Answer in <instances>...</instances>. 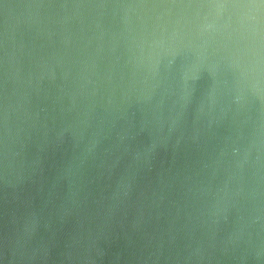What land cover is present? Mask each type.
Here are the masks:
<instances>
[{
  "label": "water",
  "instance_id": "water-1",
  "mask_svg": "<svg viewBox=\"0 0 264 264\" xmlns=\"http://www.w3.org/2000/svg\"><path fill=\"white\" fill-rule=\"evenodd\" d=\"M0 264H264V0H0Z\"/></svg>",
  "mask_w": 264,
  "mask_h": 264
}]
</instances>
